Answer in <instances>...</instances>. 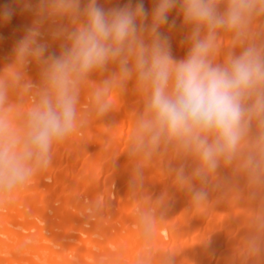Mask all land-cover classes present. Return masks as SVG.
Here are the masks:
<instances>
[{
    "label": "clouds",
    "instance_id": "9594fccd",
    "mask_svg": "<svg viewBox=\"0 0 264 264\" xmlns=\"http://www.w3.org/2000/svg\"><path fill=\"white\" fill-rule=\"evenodd\" d=\"M24 9L31 24L0 66V204L47 171L59 146L95 123L111 127L131 95L122 154L133 187L158 166L189 211L227 195L253 203L242 259L264 264V0H151L150 9L144 0H24ZM14 14L0 5V24ZM149 215L142 235L151 240Z\"/></svg>",
    "mask_w": 264,
    "mask_h": 264
},
{
    "label": "bare ground",
    "instance_id": "6f19581e",
    "mask_svg": "<svg viewBox=\"0 0 264 264\" xmlns=\"http://www.w3.org/2000/svg\"><path fill=\"white\" fill-rule=\"evenodd\" d=\"M144 2L150 9L151 0ZM4 4L15 14L0 24V66L33 19L24 0H0ZM179 39L173 53L182 57ZM29 75L38 79V68L30 66ZM133 101L129 95L117 103L111 127L95 123L59 146L47 171L0 204V264H137L149 256L155 264L173 253L180 264H243L253 203L227 195L214 207L189 211L186 196L158 166L133 187L122 154ZM145 213L151 214V240L142 235Z\"/></svg>",
    "mask_w": 264,
    "mask_h": 264
}]
</instances>
